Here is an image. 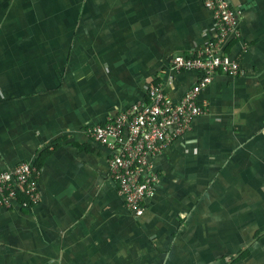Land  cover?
I'll return each instance as SVG.
<instances>
[{"label": "crops", "instance_id": "1", "mask_svg": "<svg viewBox=\"0 0 264 264\" xmlns=\"http://www.w3.org/2000/svg\"><path fill=\"white\" fill-rule=\"evenodd\" d=\"M231 1L239 74L199 94L205 114L157 160L137 218L86 131L151 86L179 102L200 74L171 62L213 40L212 13L201 0H0V171L41 172L40 205L0 211V264H264V0Z\"/></svg>", "mask_w": 264, "mask_h": 264}, {"label": "built area", "instance_id": "2", "mask_svg": "<svg viewBox=\"0 0 264 264\" xmlns=\"http://www.w3.org/2000/svg\"><path fill=\"white\" fill-rule=\"evenodd\" d=\"M212 13L213 40L188 57L171 62L176 72H197L200 78L181 100L173 103L160 86H151L146 104H136L104 125L86 133L110 155L109 175L127 210L140 218L146 202L155 197L160 184L157 160L172 143L190 131L195 118L203 116L206 104L199 101L218 75L235 78L239 64L228 54L225 43L239 38V7L231 0H201ZM41 172L33 162L22 163L10 171H0V211L29 210L40 205Z\"/></svg>", "mask_w": 264, "mask_h": 264}, {"label": "rangeland", "instance_id": "3", "mask_svg": "<svg viewBox=\"0 0 264 264\" xmlns=\"http://www.w3.org/2000/svg\"><path fill=\"white\" fill-rule=\"evenodd\" d=\"M177 141V140H176ZM38 206V205H37Z\"/></svg>", "mask_w": 264, "mask_h": 264}, {"label": "trees", "instance_id": "4", "mask_svg": "<svg viewBox=\"0 0 264 264\" xmlns=\"http://www.w3.org/2000/svg\"><path fill=\"white\" fill-rule=\"evenodd\" d=\"M37 166V165H36Z\"/></svg>", "mask_w": 264, "mask_h": 264}]
</instances>
